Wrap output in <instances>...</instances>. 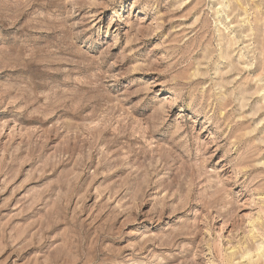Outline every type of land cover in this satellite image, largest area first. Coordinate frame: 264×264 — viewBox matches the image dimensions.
Returning a JSON list of instances; mask_svg holds the SVG:
<instances>
[{"label":"rangeland","instance_id":"obj_1","mask_svg":"<svg viewBox=\"0 0 264 264\" xmlns=\"http://www.w3.org/2000/svg\"><path fill=\"white\" fill-rule=\"evenodd\" d=\"M261 248L264 0H0V264Z\"/></svg>","mask_w":264,"mask_h":264},{"label":"bare ground","instance_id":"obj_2","mask_svg":"<svg viewBox=\"0 0 264 264\" xmlns=\"http://www.w3.org/2000/svg\"><path fill=\"white\" fill-rule=\"evenodd\" d=\"M261 249L264 250V248H261ZM261 249H260V250H261ZM257 251H258V249H257ZM260 252H264V251L261 250ZM257 254H258V253H257ZM259 254H260V253H259ZM261 255H262V254H261ZM226 258H227V257H226ZM232 258H233V257H231V260H232ZM243 258H244V257H243ZM227 259H228V258H227ZM228 261H229V260H228ZM243 263H244V262H243Z\"/></svg>","mask_w":264,"mask_h":264}]
</instances>
